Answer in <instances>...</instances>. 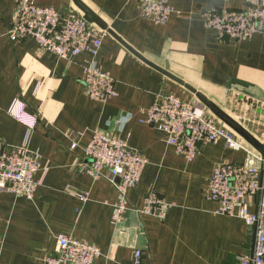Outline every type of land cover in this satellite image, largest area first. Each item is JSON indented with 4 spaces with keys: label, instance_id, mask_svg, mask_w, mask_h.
Masks as SVG:
<instances>
[{
    "label": "crops",
    "instance_id": "0c3cea01",
    "mask_svg": "<svg viewBox=\"0 0 264 264\" xmlns=\"http://www.w3.org/2000/svg\"><path fill=\"white\" fill-rule=\"evenodd\" d=\"M17 1L0 0V149L36 152L40 184L32 200L0 191V264H45L58 235L97 247L93 264H133L136 249L142 264H238L250 255L252 229L215 215L217 205L206 197L217 164H240L244 153L222 142L200 145L188 162L144 123L159 94L196 98L189 87L264 144V34L220 40L204 26L212 9L243 10L245 1L168 0L173 13L159 26L126 0H80L113 33L103 37L96 58L114 81L116 96L106 103L84 95L87 54L62 60L31 38L9 40ZM31 1L64 17L79 13L72 0ZM95 132L125 140L147 160L139 184L127 191L131 210L116 226L115 189L83 168ZM150 191L171 205L162 221L140 213ZM70 192L88 193V201L80 204ZM255 210L252 200L249 212Z\"/></svg>",
    "mask_w": 264,
    "mask_h": 264
},
{
    "label": "built area",
    "instance_id": "2783aa9c",
    "mask_svg": "<svg viewBox=\"0 0 264 264\" xmlns=\"http://www.w3.org/2000/svg\"><path fill=\"white\" fill-rule=\"evenodd\" d=\"M126 1L135 3L142 19L155 25H166L173 13L168 0ZM244 1L243 10L212 9L206 14L205 28L220 40L243 41L264 34L262 0ZM105 35V31L88 24L80 13L64 17L53 8L36 6L31 0L16 2L7 31L12 43L31 38L41 51L58 59L71 60L87 54L89 58L82 68L84 95L100 103L116 96L114 81L96 62ZM262 106L264 108V104ZM216 120L196 98L181 100L173 94L162 93L148 109L144 123L164 133L167 145L188 162L194 160L200 145L222 142L225 148L244 153L240 164H217L206 197L217 205L215 215L241 219L253 231L252 251L240 258L238 264H264V155L245 145L240 137ZM122 122L120 119L118 125ZM84 153L85 173L93 180L104 178L116 191L117 201L111 217L112 225L116 226L131 210L127 191L139 184L147 160L125 140L100 132L93 134ZM39 168V155L25 146L0 149V191L32 200L40 184L34 180ZM69 194L80 204L88 201V193ZM252 200L256 202V210L250 213ZM170 206L150 191L140 213L162 221ZM56 242V251L45 259V264H93L100 256L97 247L80 239L58 235ZM143 255L142 249H136L133 264H142Z\"/></svg>",
    "mask_w": 264,
    "mask_h": 264
},
{
    "label": "water",
    "instance_id": "95a60500",
    "mask_svg": "<svg viewBox=\"0 0 264 264\" xmlns=\"http://www.w3.org/2000/svg\"><path fill=\"white\" fill-rule=\"evenodd\" d=\"M74 6L82 15L83 19L91 25H94L101 31H105L106 33L113 34L106 25V23L96 15L88 6H86L80 0H72ZM125 46V45H124ZM130 50V49H129ZM165 76L172 78L167 73L162 72ZM175 80V79H173ZM179 84H182L180 81L175 80ZM183 85V84H182ZM188 91H190L196 99L203 105L205 109H207L212 116H214L221 124L234 132L238 137H240L243 141H245L248 145L254 148L259 154L264 155V144L260 143L257 139H255L251 134H249L243 127H241L235 120H233L230 116L224 113L219 107H217L212 102L208 101L203 95L197 93L194 89L185 87ZM119 181V179H117Z\"/></svg>",
    "mask_w": 264,
    "mask_h": 264
}]
</instances>
